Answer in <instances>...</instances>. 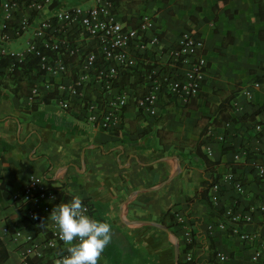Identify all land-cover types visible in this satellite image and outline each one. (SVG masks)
Here are the masks:
<instances>
[{"label": "crops", "instance_id": "0c3cea01", "mask_svg": "<svg viewBox=\"0 0 264 264\" xmlns=\"http://www.w3.org/2000/svg\"><path fill=\"white\" fill-rule=\"evenodd\" d=\"M93 3L57 0L48 14ZM115 12L131 26L143 14L155 18L151 34L160 42L147 55L153 60L165 61L164 51L179 48L184 33L201 39L208 60L201 92L188 101L163 94L159 114L151 117L136 105L145 87H131L132 77L123 87L132 92L123 120L106 130L53 101L42 76L32 81L41 88L40 101L49 97L50 103L35 106L28 96L0 85L3 224L33 233L12 195L20 194L35 175L48 187L47 197L31 204L44 221L51 220L46 208L59 204L49 198L54 193L62 203L79 196L93 218L111 225V241L99 264H186L188 253L191 264H264V179L255 169L264 164V0L262 5L257 0H119ZM3 18L0 8V37ZM27 39L3 46L19 50ZM83 46L90 49L86 42ZM125 72L131 71L122 73L120 86ZM94 93L97 85L91 83L87 95ZM231 94V115L244 119L202 135L201 117L213 115ZM257 123L262 132L256 131ZM200 143L215 165L197 156ZM230 171L242 179L245 193L223 183ZM217 181L223 188L215 205L211 187L208 197L201 193L207 182ZM228 211L246 220L234 223ZM234 227L249 237L232 232ZM3 248L1 264L10 258L5 240ZM17 249L21 256L22 248ZM219 253L227 259L221 261Z\"/></svg>", "mask_w": 264, "mask_h": 264}, {"label": "built area", "instance_id": "2783aa9c", "mask_svg": "<svg viewBox=\"0 0 264 264\" xmlns=\"http://www.w3.org/2000/svg\"><path fill=\"white\" fill-rule=\"evenodd\" d=\"M56 1L0 0L4 17L0 37V70H3L2 59L7 57L11 60L9 71L16 63L37 60L39 76L45 78L44 86L53 93L52 100L64 109H76L87 122L106 130L120 125L131 100L132 92L118 83L124 71L142 68L146 88L135 98V102L147 116L159 114L163 94L188 101L201 92L208 67L206 55L201 52L204 48L201 39L184 33L179 48L164 51L165 61L159 57L153 60L147 55L152 54L150 51L159 45L160 39L157 34H151L155 31L152 15L143 14L136 25H127L116 16L115 0H94L92 5L62 8L49 15ZM22 37L28 39L19 50H8L3 46ZM85 42L90 49L84 48ZM91 83H96L97 93L89 98L87 87ZM30 91L31 102L42 94L35 82ZM246 94L252 96L251 91ZM255 129L262 132L263 126L257 123ZM255 169L258 176L264 179V164H256ZM223 181L231 184L240 194L246 191L242 179L232 171L224 175ZM222 188L218 181L210 188V201L215 205L220 201ZM47 192V185L31 175L24 190L12 195L17 209L34 230L31 233L21 228L12 233L13 240L22 248L21 256L25 264L28 257H41L48 250L57 251V262L66 251L67 246L60 240L56 224L52 220L44 221L31 207L32 203L39 204L46 198ZM49 198L60 203L54 193ZM85 207L90 215V207ZM46 209L50 216L54 208ZM261 209L264 211V204ZM227 214L234 223L246 220L232 211ZM40 227L44 230H39ZM220 227L226 229L227 224L222 222ZM231 231L242 238L249 237L240 233L238 227L231 228ZM39 235L43 239L39 240ZM218 258L225 261L227 256L219 253ZM186 260L192 262L193 256L188 253Z\"/></svg>", "mask_w": 264, "mask_h": 264}, {"label": "trees", "instance_id": "16d2710c", "mask_svg": "<svg viewBox=\"0 0 264 264\" xmlns=\"http://www.w3.org/2000/svg\"><path fill=\"white\" fill-rule=\"evenodd\" d=\"M119 2V0H115V2ZM261 3L263 0H257ZM262 11V9H261ZM10 58H4L2 59V68L3 70H0V85L4 86L5 88H8L12 90L15 94L19 96L26 95L28 97L32 96V93L30 91V88L33 86L34 79L37 78L40 74L38 73L37 69V60L35 59H28L26 61H23L22 63H16L12 70L9 71V65H10ZM148 66L147 68H149ZM8 70V71H7ZM134 77L131 87L136 88L138 85L141 84V87L146 88V81L144 79V76L142 75V68H138L131 72H125L124 78L122 79L121 86L124 87L127 82ZM144 88V89H145ZM234 97V94H231L229 97L223 99L220 106L214 110L213 115L211 116H202L201 121L204 124L203 127V134H206L209 130H222L224 126L231 122V121H242L244 117H233L231 115V100ZM51 98L45 97V99L41 100L39 97H34L33 104L36 106L38 103H41L42 101L45 103H50ZM188 105V104H187ZM196 154L199 156L202 161L206 162L209 166L215 165L217 162L213 161L208 157L207 154H205L202 151V143L198 144L196 148ZM216 179H214L215 181ZM212 182L205 184V189L201 193L202 197H208L209 188L212 186ZM59 202H62L59 200ZM64 202H67L64 201ZM83 202V201H82ZM39 230H44L43 227H40ZM47 237L50 238L51 234L48 233ZM56 254L57 251L54 250H48L46 253L41 256H33L28 257L26 260V264H56ZM63 255L66 254V251H63ZM186 264H191V262H188Z\"/></svg>", "mask_w": 264, "mask_h": 264}, {"label": "clouds", "instance_id": "9594fccd", "mask_svg": "<svg viewBox=\"0 0 264 264\" xmlns=\"http://www.w3.org/2000/svg\"><path fill=\"white\" fill-rule=\"evenodd\" d=\"M49 217L58 227L60 240L67 246L66 254L56 264H99L111 241L108 222L88 215L79 196L59 203Z\"/></svg>", "mask_w": 264, "mask_h": 264}, {"label": "rangeland", "instance_id": "374dc122", "mask_svg": "<svg viewBox=\"0 0 264 264\" xmlns=\"http://www.w3.org/2000/svg\"><path fill=\"white\" fill-rule=\"evenodd\" d=\"M77 2L81 3V0H77ZM1 212L5 216L4 214L5 211L1 210ZM15 230L13 229V226L8 222H6V224L4 225L3 218L2 216H0V261L5 256V249L3 248V240H5L7 248L10 251V258L7 262H5V264H23L21 261L20 253L18 252V249H17V246L20 247V245H18L17 243H14L13 238H11L12 233Z\"/></svg>", "mask_w": 264, "mask_h": 264}, {"label": "water", "instance_id": "95a60500", "mask_svg": "<svg viewBox=\"0 0 264 264\" xmlns=\"http://www.w3.org/2000/svg\"><path fill=\"white\" fill-rule=\"evenodd\" d=\"M155 225L160 226V225H158V223H155ZM164 229L168 231V229H166V228H164ZM177 257L179 258L178 254H177Z\"/></svg>", "mask_w": 264, "mask_h": 264}]
</instances>
